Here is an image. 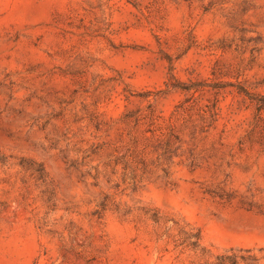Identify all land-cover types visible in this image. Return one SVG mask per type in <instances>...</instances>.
<instances>
[{
    "label": "rangeland",
    "instance_id": "374dc122",
    "mask_svg": "<svg viewBox=\"0 0 264 264\" xmlns=\"http://www.w3.org/2000/svg\"><path fill=\"white\" fill-rule=\"evenodd\" d=\"M0 264H264V0H0Z\"/></svg>",
    "mask_w": 264,
    "mask_h": 264
},
{
    "label": "trees",
    "instance_id": "16d2710c",
    "mask_svg": "<svg viewBox=\"0 0 264 264\" xmlns=\"http://www.w3.org/2000/svg\"><path fill=\"white\" fill-rule=\"evenodd\" d=\"M240 92L245 93L246 95H249L245 90L240 89Z\"/></svg>",
    "mask_w": 264,
    "mask_h": 264
}]
</instances>
